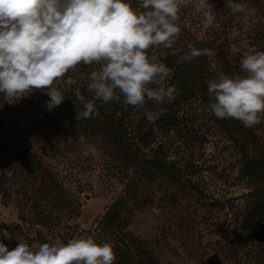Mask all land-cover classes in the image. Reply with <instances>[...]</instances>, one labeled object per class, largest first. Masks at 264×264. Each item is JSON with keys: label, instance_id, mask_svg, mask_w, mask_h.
<instances>
[{"label": "rangeland", "instance_id": "374dc122", "mask_svg": "<svg viewBox=\"0 0 264 264\" xmlns=\"http://www.w3.org/2000/svg\"><path fill=\"white\" fill-rule=\"evenodd\" d=\"M128 2L140 10L138 0ZM217 4L227 7V0H217ZM258 20L251 25L261 29L264 18ZM245 30L243 34L236 32L234 38L244 39ZM249 41L247 38L242 45L248 48ZM161 86H169L168 80ZM23 100L24 96L16 101ZM164 107L167 110L162 113L172 115L165 125L155 119L145 127L144 113H138L131 117L130 129L145 131L152 125L163 146L162 154L166 153L168 161L182 171L183 180L175 181L169 172L153 180L143 179L147 186L141 191L149 203L134 210L128 231L153 251L159 264H212L210 259L219 251L233 246L243 247L247 264H264V227L244 235L241 229L243 216L264 191V175L249 176L247 168L249 161H264V120L249 128L236 119H224L231 130L229 136L199 99L173 100ZM38 118L29 111L19 120L26 127L33 126ZM79 133L73 125L57 127L32 138V143L47 154L56 179L64 184L80 181L87 185L81 200L82 216L69 219L66 215L61 226H54L51 220L44 226L37 222L38 209L22 207L23 192L0 179V242L9 249L19 241L36 250L56 239L66 243L72 238L98 236V222L117 201L128 178L123 163H109L103 144ZM243 139H249L248 159L240 147ZM78 155L82 162L77 161ZM129 173L138 171L133 168ZM29 197L44 201V196L35 192L30 191ZM52 198L49 195L47 200ZM135 203L131 200L130 207Z\"/></svg>", "mask_w": 264, "mask_h": 264}, {"label": "clouds", "instance_id": "9594fccd", "mask_svg": "<svg viewBox=\"0 0 264 264\" xmlns=\"http://www.w3.org/2000/svg\"><path fill=\"white\" fill-rule=\"evenodd\" d=\"M138 4L140 10L128 0H0V93L5 101L14 103L40 90L50 97L46 106L51 110L65 99L54 85L80 64H97L86 84L91 98L86 99L79 88L75 91L84 106L78 119L95 114L96 101H120L143 108L147 120L154 122L164 109L149 110L148 102L160 106L177 95L175 85L161 86L174 71L162 58L181 34L182 8L193 6L207 25L213 24L215 15L209 0H138ZM227 8L233 14L254 11L233 0H227ZM214 54L189 46L181 59ZM240 66L246 75L221 72L206 82L213 98L207 107L219 119H236L251 128L264 120V51L245 53ZM75 83L68 78L67 84ZM0 175L10 179L13 169L0 170ZM115 260L114 246L97 243L92 236L66 243L56 239L36 250L24 241L12 249L0 242V264H114Z\"/></svg>", "mask_w": 264, "mask_h": 264}, {"label": "trees", "instance_id": "16d2710c", "mask_svg": "<svg viewBox=\"0 0 264 264\" xmlns=\"http://www.w3.org/2000/svg\"><path fill=\"white\" fill-rule=\"evenodd\" d=\"M233 2L243 4L254 11L248 14L239 12L233 14L229 8L217 4V0H209L213 6L215 21L207 25L203 15L193 6L182 8L179 21L181 34L171 49L164 50L167 56L162 58L165 65L174 70L168 80L169 86L175 85L177 88L174 100L199 99L207 107L213 99L207 91L206 82L209 79L215 78L218 72L231 73L232 76L246 75L240 66L244 54L249 52V48L252 51H264V27L256 29L251 25L254 19L264 18V0ZM244 29H246L244 39L234 38L236 32L243 34ZM247 38L250 41L247 43L248 48H245L242 44ZM189 46L201 50L210 49L215 54L201 55L191 61H183L181 58L189 52ZM98 67L97 64L91 66L80 64L74 72L69 71L63 80L58 81L54 86L64 93L65 99L51 110L46 106L50 97L45 91H33L24 96L23 102L14 103H7L3 93H0V170L13 169L10 179L3 175H0V179L9 183L11 188L23 192L24 198L20 201L22 207L25 210L38 209L37 222L44 226L49 220L53 221L54 226H61L62 218L66 215L69 219L81 217V200L87 185L80 181L64 184L56 179L58 175L51 171L52 166L47 154L32 143V138L43 136L57 127L62 129L63 126H75L79 129V134L84 132L86 137L105 146V157L110 164L118 166L123 163L128 178V183L117 201L98 222V236L95 241L108 242L114 246L116 253L114 264H159L153 251L134 237L128 231V226L134 210L149 203L141 191L142 187L147 186L143 179L153 180L159 174L169 172L175 181L182 183V171L175 163L168 161L166 153L162 154L163 146L158 143L152 125L145 131L135 132L130 129L131 117L138 113H144L145 127L148 126L149 121L143 108L125 106L120 101L107 104L96 101L97 112L87 119L82 117L78 119V113L84 110V106L76 99L75 91L79 88L86 99L91 98L92 94L87 92L86 84L91 71ZM68 78L74 79L76 83L67 84ZM164 104L156 106L149 101L146 108L155 110L159 107L167 110ZM207 109L210 111L208 107ZM29 111H33V114L40 118L33 126L24 127L19 119ZM211 114L230 136L228 122L217 118L212 112ZM171 116L161 113L156 123L165 125ZM237 144L240 145L239 142ZM240 147L248 159L249 139H243ZM77 159L78 162H82L79 155ZM133 168L138 171L135 175L129 173ZM247 168L249 176L264 175V161H249ZM30 191L42 194L44 201H32L33 198L29 197ZM49 195L53 196L51 200H47ZM131 200L136 202L133 207H130ZM261 226L264 227V191L243 216L242 234ZM214 258L216 260L213 261ZM211 260L212 264H222L225 260L233 261V264H247L244 249L239 246L219 251Z\"/></svg>", "mask_w": 264, "mask_h": 264}]
</instances>
